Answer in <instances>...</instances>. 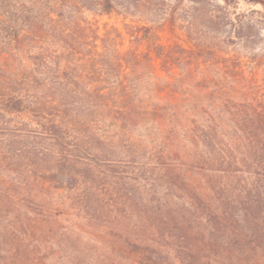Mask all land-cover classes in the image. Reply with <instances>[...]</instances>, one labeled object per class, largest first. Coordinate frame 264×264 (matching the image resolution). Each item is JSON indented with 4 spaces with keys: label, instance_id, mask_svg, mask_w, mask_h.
<instances>
[{
    "label": "trees",
    "instance_id": "obj_1",
    "mask_svg": "<svg viewBox=\"0 0 264 264\" xmlns=\"http://www.w3.org/2000/svg\"><path fill=\"white\" fill-rule=\"evenodd\" d=\"M222 1L193 49L154 46L162 75L82 7L2 26L0 264L50 236L70 264H264V0Z\"/></svg>",
    "mask_w": 264,
    "mask_h": 264
},
{
    "label": "rangeland",
    "instance_id": "obj_2",
    "mask_svg": "<svg viewBox=\"0 0 264 264\" xmlns=\"http://www.w3.org/2000/svg\"><path fill=\"white\" fill-rule=\"evenodd\" d=\"M104 4L105 0H0V40L7 36L2 32L5 23L13 22L19 26H26L76 20L70 16L74 9L82 7L85 17L94 24L101 38L110 30L119 33L122 52L132 46V32L137 30L138 36H144L137 46L138 50L152 56L156 72L162 75L161 61L155 55L154 46L157 44L169 48L180 45L185 49H193L194 42L189 35L207 37L209 13L223 6L224 2L222 0H111L109 8L104 7ZM249 9H260V7L243 2L236 5L237 12H245ZM59 13L63 16L58 17ZM145 28L151 29L149 35L145 34ZM261 54L263 52L252 53L243 49L235 51L223 45L215 49L218 58L237 57L246 64L244 67L246 73L254 72L259 81L262 79V69H253L250 61L254 55L259 58ZM49 201L48 210L51 211V197ZM20 250L22 256L21 262L18 257L20 264H32L36 260H40L43 264L71 263L68 258L59 261L52 257L51 236L25 243ZM16 253L8 249V262Z\"/></svg>",
    "mask_w": 264,
    "mask_h": 264
}]
</instances>
